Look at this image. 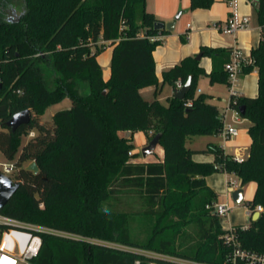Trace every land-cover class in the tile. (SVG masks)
Returning <instances> with one entry per match:
<instances>
[{
    "label": "trees",
    "instance_id": "16d2710c",
    "mask_svg": "<svg viewBox=\"0 0 264 264\" xmlns=\"http://www.w3.org/2000/svg\"><path fill=\"white\" fill-rule=\"evenodd\" d=\"M7 2L0 0V152L17 168L19 186L0 212L47 229L30 264H185L90 242L96 239L196 264H245L233 258L234 245L225 240L228 231L214 213L216 194L205 182L214 172L232 173L241 185L256 183L247 206L253 211L261 205L263 211L256 220L251 212L249 225L234 227L233 233L240 248L264 253V39L250 51L253 62L242 68V73L257 70V95L230 93L228 99L231 109L244 106L240 117L250 121V155L237 162L209 142L198 152L214 154V160L198 162L187 140L221 134L224 121L197 83L207 76L210 84L229 85L224 66L232 47L200 48L202 57L211 58L209 73L197 54L163 71L161 85L191 79L183 99L163 104L140 94L158 84L152 52L161 42L148 36L168 33L153 29L159 19L146 10L145 0H21L17 19L4 18ZM213 2L189 0V5L206 9ZM255 4L263 27L264 0ZM101 41L112 46L107 81L97 59L106 47ZM44 63L54 74L52 87L44 79ZM64 98L71 107L52 115L51 128L36 117L13 132L5 124L26 109L43 115ZM31 130L35 135L21 145V136ZM127 130L159 134L163 158L134 161L139 154L132 152V138L118 134ZM33 160L37 173L23 167ZM129 194L142 200L143 216L155 218L144 244L130 235L128 213L109 208L110 200Z\"/></svg>",
    "mask_w": 264,
    "mask_h": 264
},
{
    "label": "crops",
    "instance_id": "0c3cea01",
    "mask_svg": "<svg viewBox=\"0 0 264 264\" xmlns=\"http://www.w3.org/2000/svg\"><path fill=\"white\" fill-rule=\"evenodd\" d=\"M228 0H214L210 7L206 9H190L189 0H145L146 10L151 12L155 18L167 22L173 20L174 15L178 11H182L180 17L175 21L173 31L167 34L161 35V43L153 50L152 55L155 63V71L158 79L157 86H146L140 90V94L146 100L157 99L159 92L162 90V73L165 70L173 67L179 63L183 58L199 53L202 46H228L240 48L243 53L250 56L251 49L258 46L259 42L264 39V26H259L256 20L255 0H236L238 4V13L240 16L246 17L249 20V26L243 30H239L234 37L221 34L217 31L213 24H222L229 16V5ZM188 25H190L188 27ZM142 33V32H141ZM112 46H106L105 49L97 55L98 63L101 67V73L103 79L107 81L110 78V62H111ZM200 63L206 73L211 70V58L202 57ZM209 83L208 77L204 76ZM257 70L249 73H241L234 83V86L238 92V95L246 97H255L258 91L257 85ZM160 84V87L158 88ZM211 86L212 84L209 83ZM170 90L166 99L173 97V86L169 85ZM200 92L203 93L201 88ZM144 93H151L153 99H149L144 96ZM210 95V94H209ZM211 97V95H210ZM160 101V99H157ZM161 102V101H160ZM209 101V97L207 98ZM162 103V102H161ZM164 104V103H163ZM166 104V103H165ZM216 105L215 103H212ZM50 106V105H49ZM217 106V105H216ZM218 108V106H217ZM219 109V108H218ZM221 114L224 115V127L233 126L237 130L235 136H227L223 134L219 135H195L193 138L187 140L189 143L188 148L194 150L192 159L198 162H211L214 160V154H204L198 152L199 150L205 149L209 142H213L220 146L225 154L247 158L250 155L251 149V137L248 134V128L250 121L246 118L235 117L234 109L220 110ZM54 113H52L53 115ZM235 124L241 127H236ZM141 133L142 131H135ZM123 137L133 138L132 131H120L118 133ZM200 136L201 139L198 138ZM133 144V142H132ZM144 141L141 140L140 145L144 147ZM134 145V144H133ZM134 146L132 152L136 153ZM154 155H148L145 158H134V161H155L163 158V149L161 146H157ZM231 177L233 180L232 185L227 184L228 178ZM235 177V179L233 178ZM206 184L213 189L216 194V203L223 204L228 203L230 210L227 213V217L224 221H221L223 230H228L231 227H244L250 223L248 202L252 200L256 189V183L249 181L244 185H241L239 179L234 174H227L223 172H214L205 178ZM247 186V187H245ZM242 189V201L236 203L231 198V192L234 189ZM247 188V189H245ZM252 219L255 217L252 213Z\"/></svg>",
    "mask_w": 264,
    "mask_h": 264
},
{
    "label": "built area",
    "instance_id": "2783aa9c",
    "mask_svg": "<svg viewBox=\"0 0 264 264\" xmlns=\"http://www.w3.org/2000/svg\"><path fill=\"white\" fill-rule=\"evenodd\" d=\"M229 5V16L222 24H213V27L219 31L221 34H227L232 37L236 35L239 30H243L249 26V20L246 17L240 16L238 13V4L236 0H228ZM190 25H188L189 27ZM142 33L140 34V36ZM161 35H150L148 39L151 41H162ZM106 46H109L108 41H101ZM231 58L225 64L224 69L228 72V80L230 86V92L233 95H238V92L234 86L235 81L238 76L243 72V66L248 65L253 62L250 56H247L240 48L232 47ZM182 82L180 80L175 81L176 87H181ZM200 92V89H198ZM186 106H191V100L185 102ZM229 108V107H228ZM231 109V108H230ZM235 117H239V111L235 110ZM222 119L224 115L222 114ZM151 133V132H150ZM227 136H235L237 134L236 128L233 126H225L222 133ZM34 135V131H30L27 136L31 137ZM233 159L237 162H241L242 159L237 156H233ZM15 170V165L13 163H3L2 173H5L11 178ZM227 173V172H226ZM231 174V173H227ZM12 179V178H11ZM13 180V179H12ZM15 182V181H14ZM18 182V181H17ZM233 180L231 177L228 178L227 184L232 185ZM214 213L222 218L227 217V213L230 210L228 203L217 204L214 206ZM263 211V207L258 205L251 212L255 213ZM234 227L229 228L228 233L225 234L224 238L228 242H232L234 247L233 258L243 261L245 264H264V253H257L252 250L242 249L240 245L236 243L233 233ZM47 231L44 227L37 224H30L27 222L20 221L18 219L10 218L0 212V264H30L31 261L38 256V252L42 245V237L40 233ZM147 264H156L155 262H148ZM201 264V263H198Z\"/></svg>",
    "mask_w": 264,
    "mask_h": 264
},
{
    "label": "rangeland",
    "instance_id": "374dc122",
    "mask_svg": "<svg viewBox=\"0 0 264 264\" xmlns=\"http://www.w3.org/2000/svg\"><path fill=\"white\" fill-rule=\"evenodd\" d=\"M6 12H4V18H16L20 15V13L22 12V3L21 0H10V2H7L4 6ZM44 68V79L47 83V85L49 87H52L54 82H53V75L51 72V68L49 65H46L45 63L42 65ZM160 87V84L158 86V88ZM197 87L201 88L203 93L207 95V98L209 97V101L211 103H215L218 108L220 110H225V109H229L228 108V99H229V95H230V86L227 85L226 83L222 84V83H214L211 86L209 85L208 81L206 80L205 77H201L198 80L197 83ZM162 90L159 92L157 99H160V101L162 103H167V95L169 94V84L165 83L162 87ZM87 90H84V92H86ZM211 97H210V95ZM147 95H151V93H144L145 97H148L149 99H153L152 96H147ZM71 107V101L69 98H64L61 100V102H58L56 104H52L50 106H48V108L45 110L43 115L37 116L32 110H31V118L36 117L38 119V122L43 124L45 127L51 128L52 127V123H51V117H52V113H55L57 111H60L62 109H67ZM234 115V114H233ZM239 118H241L239 116ZM235 126L237 127H241L238 124H235ZM1 128V127H0ZM34 131V135H35V130ZM33 135V136H34ZM31 136V137H33ZM133 138H132V142L136 148V153L139 154L140 158L142 157V154L140 153L141 150V145L140 142L141 140L144 141V145H146L152 138L154 135H149V137L147 136V134L145 132H141V133H136L133 132L132 134ZM193 138V137H191ZM199 139L200 136H198ZM30 139V137H28L26 134H23L21 136V145L25 144L26 142H28ZM190 139V138H189ZM188 139V140H189ZM188 142V141H187ZM186 146H189V143H186ZM154 155V154H151ZM3 163H12L10 161H8L0 152V171L2 170V164ZM31 163L30 162H25L23 164V167H27L29 166ZM16 172H17V168L15 167V170L13 172V174L11 175V178L13 179V181H18L16 179ZM235 179V177H233ZM247 187V186H245ZM247 189V188H245ZM109 208L111 210H117V211H124L128 213V227H129V232L130 235H132V237L139 241L140 243L144 244L147 242L148 238H149V234H150V230L155 222V218H151L148 216H143L141 214V211L143 209V202L142 200L135 194H129L127 196L123 195V196H119L117 197V199H113L109 201ZM225 218H222L221 221H224ZM194 229L193 226H190L188 231L191 233L192 230ZM167 237H171V234L166 233ZM91 243H101L103 245L112 247V248H118V249H126V250H134L137 253L143 255L144 257H155V258H160V259H167V260H171V261H177V262H182L185 264H196L193 261H189L186 259H182V258H176L174 256L168 255V254H160L154 251H151L149 249H145V248H128L125 247L121 244H118L116 242L112 243L109 242L107 240L104 239H96V240H91ZM190 242V241H189Z\"/></svg>",
    "mask_w": 264,
    "mask_h": 264
},
{
    "label": "water",
    "instance_id": "95a60500",
    "mask_svg": "<svg viewBox=\"0 0 264 264\" xmlns=\"http://www.w3.org/2000/svg\"><path fill=\"white\" fill-rule=\"evenodd\" d=\"M182 14V11H178L174 17L173 20L163 22L161 20H157L154 22L153 29L155 31H161L164 30L166 32H171L174 29L175 21L180 17ZM202 58V54L198 53L196 55V59L200 60ZM191 84V79L189 78L185 83L182 84V86L174 88L173 91V98L177 99H183L186 95V93L189 91ZM239 114L241 115L244 112V106L241 105V107L238 109ZM31 120V111L30 109H26L20 112H16L13 114V116L8 119L5 124L8 128L11 129V131H15L17 128H19L22 125H29V121ZM160 137L159 134H155L153 138L146 144L144 147L141 148L140 153L142 154V157L145 158L150 154H153L155 152L156 147L159 145ZM27 170L37 173L38 171V165L33 160L31 161L30 165L26 167ZM19 186V182L13 181L8 175L5 173H2L0 171V209L3 207V205L11 198V196L15 193ZM231 198L236 203L241 202L242 200V189L237 188L234 189L231 192ZM259 213H254L253 220H256L259 218Z\"/></svg>",
    "mask_w": 264,
    "mask_h": 264
}]
</instances>
